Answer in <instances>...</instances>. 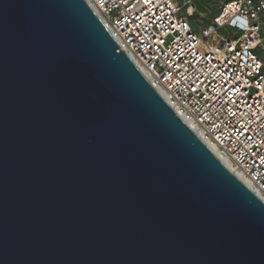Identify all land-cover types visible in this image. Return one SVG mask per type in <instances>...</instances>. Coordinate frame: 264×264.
<instances>
[{"label": "water", "instance_id": "1", "mask_svg": "<svg viewBox=\"0 0 264 264\" xmlns=\"http://www.w3.org/2000/svg\"><path fill=\"white\" fill-rule=\"evenodd\" d=\"M0 264H264V201L86 0H0Z\"/></svg>", "mask_w": 264, "mask_h": 264}, {"label": "built area", "instance_id": "2", "mask_svg": "<svg viewBox=\"0 0 264 264\" xmlns=\"http://www.w3.org/2000/svg\"><path fill=\"white\" fill-rule=\"evenodd\" d=\"M86 1L175 112L264 201V0L222 3L214 26L239 34L214 51L201 49L190 23L195 0Z\"/></svg>", "mask_w": 264, "mask_h": 264}, {"label": "crops", "instance_id": "3", "mask_svg": "<svg viewBox=\"0 0 264 264\" xmlns=\"http://www.w3.org/2000/svg\"><path fill=\"white\" fill-rule=\"evenodd\" d=\"M211 1H213V0H206V1H204V0H195L196 11L195 12H191V14H189V20H190V23H191L193 29L195 30V27L199 28V24L196 23L195 21H192V20H194L193 17L194 16H196V17L200 16V17L203 18L202 20L200 19V22L206 28V29H203L204 30L203 32L209 33V32H213L215 30L214 37L217 38L219 36L221 41H222L223 38H226L228 36L238 35L239 33L234 28L223 27V28H218L217 29L214 26L213 17L219 12L222 3L225 2L226 0H215L214 2L210 3V5H208V3L211 2ZM187 11H189V9Z\"/></svg>", "mask_w": 264, "mask_h": 264}, {"label": "rangeland", "instance_id": "4", "mask_svg": "<svg viewBox=\"0 0 264 264\" xmlns=\"http://www.w3.org/2000/svg\"><path fill=\"white\" fill-rule=\"evenodd\" d=\"M175 1H178V0H175ZM204 1H206V0H204ZM214 1L215 0L209 2L208 5H210V3L214 2ZM186 9H187V7H184L180 13L181 14L188 15V13L186 12L187 11ZM193 18H194V20H192V21H195L196 23L199 24V28H196L195 27V31L197 33H199L200 36L202 37L201 49L202 50H210V51L218 50L219 47H220V43H221L220 37L218 36L216 38V37L212 36L213 34H206L205 32H203L204 31L203 29H206V28L200 22V19L201 20L203 19L202 17H200V16L199 17L194 16ZM261 57L264 60V55H262Z\"/></svg>", "mask_w": 264, "mask_h": 264}, {"label": "bare ground", "instance_id": "5", "mask_svg": "<svg viewBox=\"0 0 264 264\" xmlns=\"http://www.w3.org/2000/svg\"><path fill=\"white\" fill-rule=\"evenodd\" d=\"M219 156V155H218ZM221 158V157H220ZM221 160L226 164L225 160L223 158H221Z\"/></svg>", "mask_w": 264, "mask_h": 264}]
</instances>
